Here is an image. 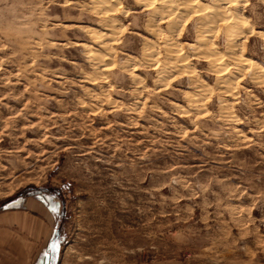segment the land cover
Returning a JSON list of instances; mask_svg holds the SVG:
<instances>
[{
	"label": "rangeland",
	"instance_id": "rangeland-1",
	"mask_svg": "<svg viewBox=\"0 0 264 264\" xmlns=\"http://www.w3.org/2000/svg\"><path fill=\"white\" fill-rule=\"evenodd\" d=\"M115 4L0 0V210L31 199L47 214L40 264H264V84L240 59L264 63L251 31L264 0L225 5L251 27L238 41L211 34L237 53L223 79L193 58L202 30L189 2L173 22L142 0ZM165 47L193 72L170 69ZM202 79L211 86L190 107Z\"/></svg>",
	"mask_w": 264,
	"mask_h": 264
},
{
	"label": "bare ground",
	"instance_id": "bare-ground-1",
	"mask_svg": "<svg viewBox=\"0 0 264 264\" xmlns=\"http://www.w3.org/2000/svg\"><path fill=\"white\" fill-rule=\"evenodd\" d=\"M90 1L101 12H111V11H114L115 10V5H116L115 3H117V0H90ZM142 1L147 6H149L150 8H154L152 15L155 18L157 16H161V18H162V16H164L165 14H167L166 16L169 17V22H173L174 21L173 20V16H178V18H179V16L182 17L183 14L189 13L190 11L189 12L186 11V10H188V8H190V7L186 8L187 7V4L189 2V4H190L189 6H191V8L193 9V11L200 18L199 19L200 20L199 29L202 30L201 33H199V36H198L197 41H195V42H189L191 52H192V50L195 51L194 52L195 55L193 56V58H196V57L199 58L200 57L203 62H207L211 66L220 68V69H217V70L214 69V70L216 71L217 74H219L217 76H219L220 78L222 77L221 79L224 78L223 76L226 73L227 69L229 67H231L230 66L231 62H233V60H235L237 58L236 57L237 56L236 55L237 53L234 52L236 50H233L232 48L231 49L230 48L229 49L227 48L226 50L224 49L223 50L224 53H223V51H220L219 48H218V46L216 45V43L214 41H212L211 34H213V31L216 28H219L220 26H222V27H224V34H225V36L228 37V40L227 41H230L232 39H235L236 41H238V40L241 39V37L243 38L244 36H246L245 33L251 27L249 18L247 16H245L244 14L240 13V10L233 11L234 9L232 8L233 10H231V12H228L227 11L228 8L225 7V5L226 4H229V3H233V5L234 4H238L240 2V0H216L212 4L210 2H203L201 0H183V1H181V0L180 1H177V0H142ZM157 4L159 5L158 7H156ZM174 6H178L179 8L174 7ZM178 9H182V11H178ZM238 9H239V7H238ZM181 13H183V14H181ZM109 20L112 22L111 25L109 24L112 27H109V28L107 27L106 30L111 31V33H112L113 32L112 29L113 28H116V27L118 28V26L120 24L118 23L119 20L116 17H113L112 16L111 19H109ZM146 25H147V27H150L151 25H153V21L152 20L147 21ZM156 27H158V26H156ZM153 28H155V27H153ZM147 29H149V28H147ZM152 29H151V31H148L147 30L148 31L147 33L153 36L154 30H153V34H152ZM196 29H198V28H196ZM167 30L169 31V33L171 32V34H172L173 32H175L176 26L173 24V26L168 27ZM86 31H87V33H89V34H91L93 36H104V39L105 38H110V36H111V34L109 32L104 31V30L101 32L97 28H94V27H87L86 28ZM251 31L255 35H260V36H263L264 37V28H262V27H258V28H254L253 27ZM101 42L103 43V45H101L100 47L103 48L104 45H105L104 44L105 40H104V42L103 41H101ZM148 42H150V43H147V44H149L148 46L146 45L147 47L145 49V53H146L145 55L148 54V55L152 56V55H154L153 54L154 53L153 52V50H154L153 49V46H154V43L153 42L154 41L151 39L150 41L148 40ZM230 44L231 43L228 42V45H230ZM77 45H80V46H83V47L89 48V49H90V46H91V45H89L87 43H77ZM235 45H236V43H235ZM165 49H166V53L168 52V59L166 58L167 61H165V60L164 61H165V63L167 65L169 64L170 69H172V68L174 69V67H176V69H180L181 71H183L182 73H184V76L185 77L187 76V74H185V72H188L189 74H191V72H193L192 71L193 70V67L190 64H187V62L189 61V60L187 61V58H189L187 56H189V55L186 56L184 54L185 52L183 53L184 55L181 54V53H179L180 49L179 50H176V49H173V48H170V47H165ZM235 49H236V47H235ZM92 52L94 53L95 51H92ZM95 53L93 54L94 56H95ZM96 56L97 57H99V56L101 57V54H99V55L96 54ZM254 57H251V56L250 57L242 56L241 58L240 57L239 58L241 59V61L243 60V64L248 65L249 71L251 72V76H252L251 82H254L255 81L257 83L264 84V63H262L260 61H257V59L255 60ZM107 58L108 57H106L104 59H107ZM239 58H238V60H239ZM152 59H153V57H152ZM107 61H103V62L105 63ZM235 62H234V64H235ZM177 64H178V66H177ZM148 65H150V63ZM162 67H163V65H162ZM229 73H231V72H229ZM189 76H191V75H189ZM230 76H233V75H230ZM227 78H228V76H227ZM228 80H229V78H228ZM220 85H221L220 86V89L225 88V90L223 89V91H225V92H227L230 89V86H229L230 84L227 81V79L223 80V83L220 84ZM210 86L211 85L207 84V82L203 80V81H199L197 84H195V87H194V90L193 91H189L188 90L189 93L188 92L187 93L189 94V96L187 95V97H189V101H190V105L189 106L190 107L191 106H194L206 94V91L209 89ZM233 92H234V90H233ZM202 109H204V108H202Z\"/></svg>",
	"mask_w": 264,
	"mask_h": 264
},
{
	"label": "crops",
	"instance_id": "crops-1",
	"mask_svg": "<svg viewBox=\"0 0 264 264\" xmlns=\"http://www.w3.org/2000/svg\"><path fill=\"white\" fill-rule=\"evenodd\" d=\"M48 220L31 199L8 202L0 210V264H40L45 234L41 222L45 225Z\"/></svg>",
	"mask_w": 264,
	"mask_h": 264
}]
</instances>
